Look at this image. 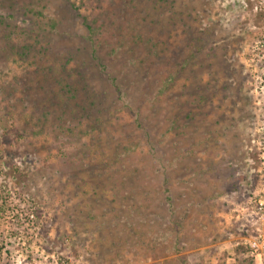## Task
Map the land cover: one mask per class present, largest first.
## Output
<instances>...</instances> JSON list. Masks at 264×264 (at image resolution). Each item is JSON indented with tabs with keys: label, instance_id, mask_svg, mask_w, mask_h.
<instances>
[{
	"label": "rangeland",
	"instance_id": "1",
	"mask_svg": "<svg viewBox=\"0 0 264 264\" xmlns=\"http://www.w3.org/2000/svg\"><path fill=\"white\" fill-rule=\"evenodd\" d=\"M240 245L264 264V0H0V264Z\"/></svg>",
	"mask_w": 264,
	"mask_h": 264
},
{
	"label": "trees",
	"instance_id": "2",
	"mask_svg": "<svg viewBox=\"0 0 264 264\" xmlns=\"http://www.w3.org/2000/svg\"><path fill=\"white\" fill-rule=\"evenodd\" d=\"M77 14H78V13H77ZM82 23H83V25L87 28L88 32L90 33V34H89V35H90L89 38H93V36L96 35V34H95L96 31L98 30L97 27H96V26H93L94 23H93V24L90 23V22L88 21V19L85 18V17L82 18ZM34 52H35V51H34V49H33L32 47L25 45V46H21V47H19L18 49H16L15 54H16L18 57H20L21 59H23V60H27V59L29 58L30 55L35 54ZM96 52H97L96 49H93V50H92V57L94 58L95 61H97V64H98V66H99V70L101 71V73H103V74H105V75L107 76V78L110 80V83H111V84H114V83L116 82V78L113 77V76H111V75L109 74V72L107 71V67H106V65L103 64L101 61H99V58H98V56L96 55ZM166 88H167V87L162 86L160 89L157 90V93H158V94L163 93V90L166 89ZM115 89H116L117 92H120V89L118 88V86L115 87ZM69 90H70V89H68V92H70ZM90 106H91V107H89V108L86 110L87 113H92V112L96 109L95 103L91 102V103H90ZM48 114H49L48 111L43 112V113L41 114V118H40V119H42V120H40V122H41V121H42V122H45L46 119H47ZM38 119H39V118H38ZM237 251H238V254H240V258H239L238 260H239L241 263L255 264L254 261H253V259H252V258L250 259V258L247 256V255H248V253H247V249H246L244 246H241V245L238 246ZM241 256H243V257H241Z\"/></svg>",
	"mask_w": 264,
	"mask_h": 264
}]
</instances>
